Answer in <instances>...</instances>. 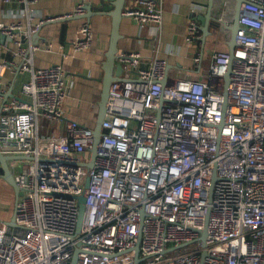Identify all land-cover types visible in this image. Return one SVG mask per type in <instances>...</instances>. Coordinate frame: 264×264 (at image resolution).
<instances>
[{
	"label": "built area",
	"instance_id": "built-area-1",
	"mask_svg": "<svg viewBox=\"0 0 264 264\" xmlns=\"http://www.w3.org/2000/svg\"><path fill=\"white\" fill-rule=\"evenodd\" d=\"M17 1L34 20L31 7L39 0ZM83 5L37 27L83 15ZM163 14V0H135L123 10L147 28L154 56L142 67L140 50L118 52L122 76L110 86L94 159V129L63 116L71 90L64 67L34 68L27 53L39 43L27 53L21 44L32 22L0 24L24 57L0 68L30 74L20 95L0 107V154L9 157L23 192L14 225L0 226V264H73L74 258L76 264H264V0L242 3L232 55L214 51L206 68L197 56L198 71L176 79L159 57ZM92 36L84 21L73 49H88ZM183 37L186 43L202 38L195 18ZM42 118H65L70 135L40 136ZM82 194L86 211L78 231Z\"/></svg>",
	"mask_w": 264,
	"mask_h": 264
},
{
	"label": "crops",
	"instance_id": "crops-1",
	"mask_svg": "<svg viewBox=\"0 0 264 264\" xmlns=\"http://www.w3.org/2000/svg\"><path fill=\"white\" fill-rule=\"evenodd\" d=\"M134 1L126 0L125 7L134 5ZM112 2L113 0H39L35 6L31 7L35 18L30 20V15H26L27 11L23 2L13 0L7 3L0 0V24L21 21L22 25L27 28L29 22H32L31 32L21 37V44L26 49V53L36 33L39 35L40 47L27 53L28 58L34 62V68L61 64L66 70V78L71 90L62 105L63 116L72 118L92 129H95L98 121L105 75L104 63L111 41L112 17L109 14L93 15L90 19L84 17L65 20V22L51 21L43 23L40 27H37V24L47 17L64 16L73 12L79 4H90L110 12L113 8ZM163 2L164 14L159 57L168 61L170 79L188 77L197 72L199 68L194 63V58L197 56L202 57V68H206L214 51L229 50V39L223 30L214 24L210 27V35L207 36L205 42L199 39L186 43L184 40L183 35L189 18H195L202 26L199 18L206 14L209 0H163ZM232 2V0H214L213 16L221 23L229 22L228 16ZM84 21H89L91 24L92 43L88 49L75 51L71 43L76 38L78 27ZM120 35L117 52L140 50L143 55L141 66L148 67L154 52L147 38V28H139L132 23L130 18L124 17L120 25ZM23 37H25L24 41ZM0 45V64L3 61L24 63V57L15 54L17 47L14 40L1 31ZM29 78V72H14L9 67L0 68V83L5 90L4 96L0 97V107L4 99L20 95L22 82ZM38 132L42 137L70 135L65 118L61 120L42 118ZM7 163L10 164L9 161ZM17 200L18 195L5 178L3 164L0 161V226L11 222Z\"/></svg>",
	"mask_w": 264,
	"mask_h": 264
},
{
	"label": "water",
	"instance_id": "water-1",
	"mask_svg": "<svg viewBox=\"0 0 264 264\" xmlns=\"http://www.w3.org/2000/svg\"><path fill=\"white\" fill-rule=\"evenodd\" d=\"M232 1L235 2L234 12H233V20L231 21L230 24L226 23L227 29L230 32V37L228 40V48H229V52L231 55H232V53L236 47V35H237V32H238L239 27H240L239 26V18H240V13H241V6L245 0H232ZM125 3H126V0H113V2H112L113 8L110 12H106L101 7H93L90 4H86V5L84 4L83 8L85 10V13L83 15H73L72 17H66V18L61 17V18H56L54 20H51V21H56V22H65V20L84 18V17L86 19H90L93 15H104V14H109L112 17L111 41H110L109 49L106 53V61L104 63L105 75H104V82H103L102 98H101V102L99 105L100 108H99L97 125L94 129V144H93V147L91 149L92 159H94V157H95L96 147H97V145L101 139V136H102V126L101 125H102V122H103L105 115H106V109H107L108 100H109L110 86L114 81L121 80L123 67L117 61V54H118L117 43L121 37L120 25H121V22L124 18L123 10L125 9ZM213 9H214V0H209L206 14L201 15L199 18V20L202 24V26H200V29L202 32L201 40L203 42H205L207 36L210 35V27H212L213 24L216 27H218V26H220V23H221L219 19H217L213 16ZM51 21H47V23L51 22ZM24 39H25V37L22 38L23 41H24ZM38 39H39V35L36 33V36L34 37V41L32 42V44H37ZM231 61H232V59H231ZM230 64H231V62H230ZM114 69H116V72H114ZM169 69H170V66L168 65V71H169ZM229 79H230V70L228 71V73L225 76L226 85L229 82ZM161 83L163 85H165L166 79L162 80ZM223 95L225 97L224 105L226 106L228 103L227 86H225V89L223 91ZM8 160H9V157L3 156L2 154H0V161L3 164L4 176L8 180V182L14 187L15 192L19 197L22 195L23 192L15 182L14 176L12 175L10 168H9V165L7 163ZM90 166H92V164H90ZM215 178L216 177H214L213 182H214ZM89 181H90V178L88 177L86 180V183H85L86 189L89 187ZM78 200H79L80 207H79V215H78V222H77V230L79 231L81 228V225L83 223L85 211H86V205H85L86 198H85L84 194L80 195ZM14 221H15V217L13 216L11 222H9V225H14ZM206 234H207V231L204 230L202 232V237H201V240H202L204 246H205ZM140 241H141V234L139 235L138 243L135 246L136 261L137 262H140V260H141L138 256ZM204 255H205V253H204ZM73 264H76V258H74Z\"/></svg>",
	"mask_w": 264,
	"mask_h": 264
},
{
	"label": "bare ground",
	"instance_id": "bare-ground-1",
	"mask_svg": "<svg viewBox=\"0 0 264 264\" xmlns=\"http://www.w3.org/2000/svg\"><path fill=\"white\" fill-rule=\"evenodd\" d=\"M234 6H235V2H232V5H231V7H230V12H229V19L231 20V18H232V20H233V12H234ZM231 23V21H229V22H227V24H230Z\"/></svg>",
	"mask_w": 264,
	"mask_h": 264
},
{
	"label": "rangeland",
	"instance_id": "rangeland-1",
	"mask_svg": "<svg viewBox=\"0 0 264 264\" xmlns=\"http://www.w3.org/2000/svg\"><path fill=\"white\" fill-rule=\"evenodd\" d=\"M232 15H233V14H232ZM229 21H232V18H231V20L229 19ZM227 34H228V37H227V36H226V37L229 39V37H230V32H229V30L227 31Z\"/></svg>",
	"mask_w": 264,
	"mask_h": 264
}]
</instances>
